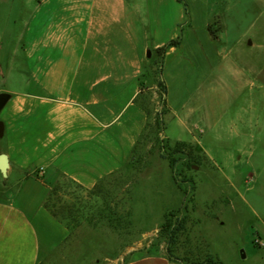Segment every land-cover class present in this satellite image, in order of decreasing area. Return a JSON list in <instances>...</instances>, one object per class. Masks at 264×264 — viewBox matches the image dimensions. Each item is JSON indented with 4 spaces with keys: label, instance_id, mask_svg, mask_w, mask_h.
<instances>
[{
    "label": "crops",
    "instance_id": "obj_1",
    "mask_svg": "<svg viewBox=\"0 0 264 264\" xmlns=\"http://www.w3.org/2000/svg\"><path fill=\"white\" fill-rule=\"evenodd\" d=\"M210 7V0H0V92L15 98L0 112V138L9 140L0 149L8 157L6 175L0 172V264H40L64 243L68 230L45 204L55 176L92 189L120 169L149 121L142 95L158 97L160 79L169 115L187 90L209 89L210 59L227 58L219 47L229 38ZM177 38L155 72L157 48ZM231 39L229 53L248 52L246 63L231 65L234 89H264L257 61L264 24ZM15 65H23L21 92L8 82L18 76ZM184 260L136 251L122 264Z\"/></svg>",
    "mask_w": 264,
    "mask_h": 264
},
{
    "label": "rangeland",
    "instance_id": "obj_2",
    "mask_svg": "<svg viewBox=\"0 0 264 264\" xmlns=\"http://www.w3.org/2000/svg\"><path fill=\"white\" fill-rule=\"evenodd\" d=\"M210 6L209 17L211 9L221 13L229 38L219 47L227 58L210 59L209 89L187 90L175 115L145 92L149 121L133 153L92 189L55 176L46 204L68 235L40 264H122L136 251H169L187 264L208 256L264 263L257 237L264 241V89H234L231 65L246 63L248 52L229 53L231 38L264 24V0ZM208 27L214 37L218 20ZM15 66L18 76L8 82L21 92L23 65ZM8 142L7 134L0 138V149Z\"/></svg>",
    "mask_w": 264,
    "mask_h": 264
},
{
    "label": "trees",
    "instance_id": "obj_3",
    "mask_svg": "<svg viewBox=\"0 0 264 264\" xmlns=\"http://www.w3.org/2000/svg\"><path fill=\"white\" fill-rule=\"evenodd\" d=\"M184 11H185L186 16H188V8H187V4L186 3H184ZM178 44H179V39L177 38V39L170 40L167 43H165L163 46L157 48L156 52H157V54L160 57V62H156L157 65L162 62V58H163L165 52L168 50V48L171 47V46H177ZM158 69L159 68L157 66V69H156L155 72H158ZM158 86L160 88V89H158L159 100H160L161 103L165 104L166 86H165L163 80L160 79L158 81ZM45 204H46V201H45ZM179 220H181V219H179ZM167 224L169 225L171 223H167ZM181 227H182V223H179L178 227L171 232V235L175 234L177 230L181 229ZM168 254H169V251H168ZM169 256H170V254H169ZM182 261H183V259H182ZM182 261H181L180 264H187L186 262H182ZM192 264H223V263L221 261L217 260V259H214V257H212V256H208L205 259H203L202 261H196V262H194Z\"/></svg>",
    "mask_w": 264,
    "mask_h": 264
},
{
    "label": "water",
    "instance_id": "obj_4",
    "mask_svg": "<svg viewBox=\"0 0 264 264\" xmlns=\"http://www.w3.org/2000/svg\"><path fill=\"white\" fill-rule=\"evenodd\" d=\"M148 55H150V52L148 51ZM11 94L7 92H0V112L3 109V107L6 105L8 100L10 99ZM4 130V124L0 120V137L3 135ZM8 168V157L5 153H0V172L3 176L6 175V170ZM245 257V255H243Z\"/></svg>",
    "mask_w": 264,
    "mask_h": 264
}]
</instances>
